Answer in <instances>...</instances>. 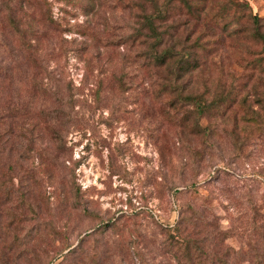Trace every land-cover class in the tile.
Instances as JSON below:
<instances>
[{"label":"rangeland","instance_id":"obj_1","mask_svg":"<svg viewBox=\"0 0 264 264\" xmlns=\"http://www.w3.org/2000/svg\"><path fill=\"white\" fill-rule=\"evenodd\" d=\"M255 29L264 0H0V104L35 115L40 152L24 162L35 181L14 180L30 197L4 211L0 196V264H187L169 235L181 210L201 260L248 264L264 222ZM187 94L206 105L199 128Z\"/></svg>","mask_w":264,"mask_h":264},{"label":"trees","instance_id":"obj_2","mask_svg":"<svg viewBox=\"0 0 264 264\" xmlns=\"http://www.w3.org/2000/svg\"><path fill=\"white\" fill-rule=\"evenodd\" d=\"M144 22L141 24L142 27H146L149 30V34L152 36V41L150 42L149 50L152 51L153 59L156 61L162 62L167 55L168 49H163L161 52H157V44L161 40V35L158 30L155 28L154 23L152 22L151 14L145 15ZM257 21V16H253V21ZM257 37L264 44V33L260 32L259 29H255ZM2 86H0V89ZM181 102L192 103L193 110L195 113L193 125L199 128V115L204 112L206 108L205 103L200 102L199 98L192 95L182 96ZM55 110H53L54 117L52 119L58 118L59 114L64 116L63 109L55 104ZM39 127L36 123L35 115L29 114V108L22 104H0V184L4 185L6 182L11 184V187H4L3 191L0 193L2 196V205L7 209H18L17 201L19 198H28L32 194V190H27L25 192H20L14 196V180L19 179L20 181L29 182L35 181V166L28 167L24 162H27L32 158L30 154H39V150L36 148V139H38V133L36 132ZM55 131L56 135L58 132ZM55 140V137H53ZM16 155V158H14ZM71 194L75 195L74 189L70 190ZM22 195V196H21ZM25 202V200H22ZM31 206V204H30ZM37 206V204H36ZM30 211H34V208L31 206L28 208ZM3 211V212H4ZM21 211V210H20ZM25 212V211H24ZM23 215V211H21ZM13 212L10 214L12 215ZM21 215V214H20ZM199 218L195 216H187L185 210L180 211L178 220L173 225L171 231L169 232L171 244L176 248V252L181 254L182 260H186L187 264H230V261L227 259L219 258L224 256L220 252L211 250L213 257L211 260H201L198 255H202L206 252L202 250V246L199 245L201 240L197 237ZM250 233V240L253 242L250 245V250L247 254H250V258L246 261L248 264H264V222L261 224H256L255 221H252ZM47 245V244H46ZM50 247V245H48ZM48 247L43 248V252H50ZM241 250L238 249L237 251ZM52 253L46 260H54L60 250L51 249ZM235 249H231L232 253H237ZM227 256V257H228ZM218 257V258H217ZM218 259V260H216Z\"/></svg>","mask_w":264,"mask_h":264}]
</instances>
